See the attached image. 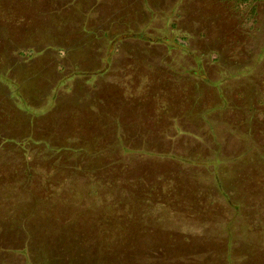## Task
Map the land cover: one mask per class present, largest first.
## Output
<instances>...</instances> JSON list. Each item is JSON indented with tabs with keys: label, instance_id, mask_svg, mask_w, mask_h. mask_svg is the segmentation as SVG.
Here are the masks:
<instances>
[{
	"label": "rangeland",
	"instance_id": "374dc122",
	"mask_svg": "<svg viewBox=\"0 0 264 264\" xmlns=\"http://www.w3.org/2000/svg\"><path fill=\"white\" fill-rule=\"evenodd\" d=\"M36 1L0 34V264H264V0Z\"/></svg>",
	"mask_w": 264,
	"mask_h": 264
},
{
	"label": "crops",
	"instance_id": "0c3cea01",
	"mask_svg": "<svg viewBox=\"0 0 264 264\" xmlns=\"http://www.w3.org/2000/svg\"><path fill=\"white\" fill-rule=\"evenodd\" d=\"M83 1H85V0H83ZM34 3H38L37 4V6L39 5L40 6V0H37L36 2H34ZM19 5V6H21V8L22 7H24V8H28L29 7V5H27V0H0V22H4L5 23V25L3 26V27H0V34H1V32L3 33V38H5V40H6V42L8 43L9 41L10 42H12V40L13 39H18L19 37H20V34H21V36L23 35L22 33H19V35L16 37L15 35H11L10 33L14 30V29H16L15 28V25L16 24H14L13 23V17L12 16H10V14H11V9H12V7H15L16 5ZM14 14V13H13ZM13 14H11V15H13ZM11 31L10 33H7V31ZM103 31H107V30H104V29H102ZM7 34H9V36H7ZM5 36V37H4ZM97 38H98V36H97ZM87 40H90V39H92V40H94L92 37L91 38H86ZM88 42V41H87ZM100 44V42H98V45ZM102 45V44H101ZM12 46V45H11ZM102 47V49L100 50L101 52H102V56L104 55V52H103V45L101 46ZM87 51H86V55H88L89 56V61H90V63H89V66H92V64H93V59L91 58L92 57V54H93V51H92V49L90 48V49H86ZM116 51H117V49H116ZM165 52V51H164ZM121 53H122V51H121ZM169 53H172V50H171V52H168V53H166V54H169ZM118 54V52H116V54L115 55H113L112 57H114V56H116ZM88 56H87V58H88ZM87 58H86V60H87ZM102 58V57H101ZM182 58V57H181ZM170 61V60H169ZM83 63V62H82ZM165 63H168L167 61L165 62ZM99 67V65H97V67L96 68H98ZM109 67H111V65L109 66ZM95 68V69H96ZM83 69V68H82ZM87 70H94V69H87ZM156 70V69H155ZM157 72V71H156ZM158 73V72H157ZM159 74V73H158ZM166 76V77H165ZM161 78L163 77V78H166L165 79V81H167V80H169L170 78H172V75H170L169 73L167 74H165L164 73V76H163V73H162V75L160 76ZM97 79H99V78H95L94 80V82H92V83H90V85H88V86H91L90 88H91V91H94V88H95V83H100V82H97L98 80ZM97 80V81H96ZM102 80V79H101ZM101 80H99V81H101ZM159 78H157L156 77V80H155V82H154V80H152L153 82H150V83H153V84H155V85H160V84H162V81H164L163 79H161V82H159ZM108 83V82H107ZM144 84L145 83H147V82H143ZM164 83H174V82H164ZM187 83V82H186ZM190 83V82H189ZM196 83H200V84H202V85H204L202 82H196ZM196 83H195V85H196ZM103 84V83H102ZM86 86V85H85ZM204 86H206V85H204ZM35 87H39V85L37 84ZM206 87H209V86H206ZM148 88V87H147ZM183 89V88H182ZM149 90V89H148ZM188 90V89H187ZM144 91H145V89H144ZM147 93H148V91H147ZM180 93H181V95H180ZM178 95H177V97H180V96H182V98L184 97V91H182V92H180ZM34 96H38V98L41 96V91L40 90H38L37 92H35V90H34V93H32ZM101 99V101H104V96L102 95V98H100ZM32 102H34V101H32ZM171 102V101H170ZM104 103V102H103ZM162 107V106H161ZM167 106H164L163 108H162V111H163V109L164 108H166ZM161 114V113H160ZM159 113L158 114H154V113H152L151 115H154V117H158V115H160ZM167 114V112H163L162 113V115H166ZM161 116V115H160ZM187 116H189V117H191L192 116V114L191 113H189V114H186V115H182L181 117L183 118H187ZM171 118H173V119H175V116L174 117H171Z\"/></svg>",
	"mask_w": 264,
	"mask_h": 264
},
{
	"label": "trees",
	"instance_id": "16d2710c",
	"mask_svg": "<svg viewBox=\"0 0 264 264\" xmlns=\"http://www.w3.org/2000/svg\"><path fill=\"white\" fill-rule=\"evenodd\" d=\"M81 0H75V1H73V6H77L78 7V5H79V2H80ZM236 4H241V5H248L249 7H250V11H253V9H254V3H256V2H259L260 0H233ZM207 86V85H206ZM210 88V87H209ZM26 140H30V141H32V139L29 137L28 139H26ZM23 142V146H21L20 145V148H21V150L22 149H25V147H27V146H29V144L30 143H28V141L26 142V143H24V141H22ZM32 142H34V141H32ZM39 143H41V142H34V144L36 145V144H39ZM46 149H47V146H46ZM49 149V148H48ZM127 154H129V153H127ZM135 154H137V155H140L141 153L140 152H138V153H135ZM147 156H150V157H155V158H157V157H159V158H162V159H168V160H171L172 162H177V161H175L174 160V158H172V157H169V156H166V155H160V154H147ZM182 161V160H181ZM180 161V162H181ZM177 163H179V162H177ZM181 163H185V162H181ZM185 164H187V163H185ZM193 208H194V205L192 206ZM197 212V211H196ZM194 214V213H193ZM197 214H198V212H197ZM195 215V214H194ZM191 216V215H190ZM198 216V215H197ZM127 220V222H129L130 220H128V219H126ZM132 221H130L129 223H131ZM95 224H98V223H96L95 222ZM198 230H199V228H197ZM228 255H229V253H228ZM230 256V255H229ZM45 264H49L48 262H46Z\"/></svg>",
	"mask_w": 264,
	"mask_h": 264
}]
</instances>
